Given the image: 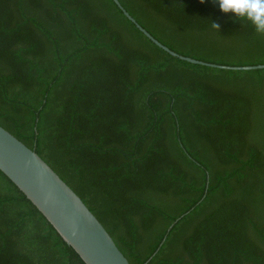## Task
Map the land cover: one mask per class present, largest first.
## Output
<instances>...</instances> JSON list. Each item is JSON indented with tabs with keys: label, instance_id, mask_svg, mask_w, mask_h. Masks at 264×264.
<instances>
[{
	"label": "trees",
	"instance_id": "trees-1",
	"mask_svg": "<svg viewBox=\"0 0 264 264\" xmlns=\"http://www.w3.org/2000/svg\"><path fill=\"white\" fill-rule=\"evenodd\" d=\"M119 1L181 54L264 63L217 0ZM0 120L130 264H264V67L173 56L113 0H0ZM0 264H81L1 174Z\"/></svg>",
	"mask_w": 264,
	"mask_h": 264
},
{
	"label": "water",
	"instance_id": "water-1",
	"mask_svg": "<svg viewBox=\"0 0 264 264\" xmlns=\"http://www.w3.org/2000/svg\"><path fill=\"white\" fill-rule=\"evenodd\" d=\"M113 1L150 40L173 56L224 68L264 67V63L217 64L181 54L154 37L119 0ZM0 174L38 208L81 264H130L101 221L62 175L1 120Z\"/></svg>",
	"mask_w": 264,
	"mask_h": 264
},
{
	"label": "clouds",
	"instance_id": "clouds-1",
	"mask_svg": "<svg viewBox=\"0 0 264 264\" xmlns=\"http://www.w3.org/2000/svg\"><path fill=\"white\" fill-rule=\"evenodd\" d=\"M217 2L222 12H231L238 18L251 21L257 33L264 34V0H217ZM212 27L219 29L220 25L213 22Z\"/></svg>",
	"mask_w": 264,
	"mask_h": 264
}]
</instances>
